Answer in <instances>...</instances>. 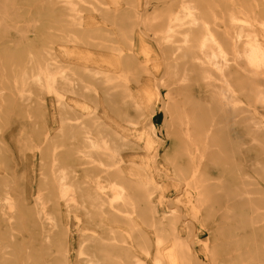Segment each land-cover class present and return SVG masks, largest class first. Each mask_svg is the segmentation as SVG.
<instances>
[{
	"label": "bare ground",
	"instance_id": "obj_1",
	"mask_svg": "<svg viewBox=\"0 0 264 264\" xmlns=\"http://www.w3.org/2000/svg\"><path fill=\"white\" fill-rule=\"evenodd\" d=\"M124 5V0H0V264H113L116 259L127 264H192L191 244L159 230L152 237L141 232L145 258L121 256L133 253L132 246L123 245L134 240L138 223L133 214L148 218L156 184L151 163L166 148L152 137L153 132L163 133L151 98L160 93L145 88L134 94L127 76L130 71L158 72L159 56L149 40L160 46L172 43L171 57L176 58L191 39L198 40L201 53L191 67L192 77H179L164 95L175 103L167 112L170 121L176 120L168 124L171 136L181 141L194 135L198 141L192 153L184 147L181 156L187 160L179 156V173L171 167L183 183L181 202L194 217L204 218L210 209L213 223L220 220L211 233L198 234L197 243L210 264H264V212L253 213L249 223L232 216L234 209L264 200V0H131L134 20L129 31L122 28ZM32 10L40 17L50 11L58 25L52 36L60 31L76 44V35L84 33L85 49L76 57L66 50L65 56L74 57L50 70L49 50L26 40L30 26L22 30L16 20L27 13L30 22ZM22 40L27 41L23 46ZM77 71L85 77L82 91L75 85ZM95 82L103 87L96 89ZM60 87L85 98L79 117H68L76 112L63 100ZM115 88L123 90L119 102L113 99ZM167 103L160 106L167 109ZM7 105L16 111L7 112ZM138 122L147 129L136 140L130 131ZM62 139L75 145L78 156L69 145L61 144V152L54 145L46 172L42 156L52 141ZM124 147L138 153L124 177L114 167L122 159L110 164L93 157ZM58 156L65 159L64 168ZM216 163L233 170L220 182L231 187L240 183L241 188L230 190L231 202L215 210L218 200L212 202L206 190L214 188L210 181L215 174L208 170L217 168ZM141 185L147 199L133 188ZM251 194L258 197L252 200ZM161 208L158 214L167 217L168 203ZM154 222L148 227L163 224ZM76 232L83 233L74 236Z\"/></svg>",
	"mask_w": 264,
	"mask_h": 264
},
{
	"label": "rangeland",
	"instance_id": "obj_2",
	"mask_svg": "<svg viewBox=\"0 0 264 264\" xmlns=\"http://www.w3.org/2000/svg\"><path fill=\"white\" fill-rule=\"evenodd\" d=\"M124 2H125L124 7H126L127 10L125 13V24H123L124 26H122V28L126 29V31H129V29H131L130 27H132L131 22H133L134 20L132 19L130 15L131 0H124ZM32 11H31L32 14L29 16L31 20L30 22H26V20L28 19L27 13H25L22 17L16 20L22 22L21 24L22 30H25V28L28 25L30 26L28 27V29L32 31V33L28 35V37H25L26 40H28L29 38L32 39V42L34 41V46L38 49L47 48V50H49L50 55L48 56L49 57L48 62L52 64L50 67L51 68L50 70L55 71L56 70L55 67L59 66L60 63H62L66 59V57L67 59L68 57H74L75 56L74 54H77L85 49L87 45L85 44L86 37L84 36V33H79L76 35L77 40H78L76 44H73L67 41V39H69L70 37H67L66 39L62 37L61 35L63 32L54 31L55 35L52 36V32H53L52 28L58 25L53 24L50 11L48 10L46 12L44 11L45 15L43 17H40L38 13L35 14L34 10ZM57 29H59V27ZM24 34L25 33L23 31L22 35L24 36ZM148 34L149 36H151L150 32ZM96 37L101 38L102 36L97 35ZM149 41L151 45H153L157 49V54L159 56V61H160L159 70L158 72H154L153 69H151L149 73H140V72L135 73V72L130 71L128 73L129 76H127L129 78L127 87H130L134 94H137L138 92L145 90V88H149L150 91H153V92L157 91L158 93H160V96L159 97L157 96L158 98L155 97L154 95H152L151 98H152V106L156 105L157 111L162 119V122L160 124L162 126L161 129H163V133L157 134L156 132H153L152 137L156 141L157 146H158L157 144V141H158L159 143L162 144L160 146L165 145L166 148L164 152L161 154V156L156 157L154 162L151 163V169L155 175L156 184H155L154 190H152L154 193L153 197L155 199H153L151 204H149L148 206L149 211H150L149 214H147L148 218L142 219L136 213L133 214V218L138 223L137 227L133 228V230L135 231L134 240H132L131 245L129 243L123 244L125 246H129V248L132 246L133 253L130 255L129 254L126 255L124 253V255H121V256L122 257L128 256L129 258H132L131 255L135 254L136 256H140L141 259L145 258L144 257L145 256L144 247L146 246L142 244L140 236L145 234V235H149V237H152V235H154V233L157 232V230H159V231L173 232V234L181 238L183 237L185 240H187L191 244L192 252L194 254V258H193L194 260L192 264H210V260L208 258L203 257L204 252L201 250L202 248L201 244L197 243L198 234L199 232H202V231L206 233H211V230H215L216 227H220L221 223L216 224L217 222L220 221L218 219L216 220L217 221L216 223H213L214 221L212 217L214 214L213 210H210V209L206 210V212L204 213V218L194 217L195 215L191 212L190 207L189 206L184 207V204H182L181 202V200L185 199V194H183L182 192L183 183L181 181L180 176H178L177 174L174 175L171 167L174 166L176 170L179 169L180 167L179 165H181L179 163L180 161L179 158L181 157L185 161L187 160L186 155L181 156L182 151L185 149L184 147L186 146L190 147V151L192 153L193 151L191 149H194V147L197 146L198 141L194 135L189 136L190 138H188L187 136L182 137L184 139H181V141H180V136H178L177 138L172 137L173 135L170 134L171 133L170 130L172 126L169 127L168 129V124L174 123L176 120L171 119L170 121V118L167 116V112L171 111V108H173V106L171 105L172 102L173 104L175 103L173 100L166 99L164 96L168 88H174L176 86L174 81H176L179 77L183 78L182 76L184 75L189 76V79L192 77L191 67L195 66L198 63L197 58L201 57V53L199 51L200 43L198 42V40L191 39L190 42L184 46V49L182 51L183 54L180 57L174 58V57H171V50H170L173 45L172 43H170L168 46H165V45L160 46L154 40H149ZM26 43L27 41L22 40L20 45L23 46ZM174 45H180V44H174ZM66 50L71 51L73 53L72 55L74 56H65L64 52ZM77 63H81V61H77ZM204 73L207 74V72H204ZM75 78L78 80V82H75V85L77 86L78 89L81 90V86H82L81 84H83L82 80L85 78L83 73L80 71H77ZM137 79L139 80V85L134 84V81ZM150 79L153 80V83H155L154 85L149 84L147 82ZM185 83L186 82H184V84ZM93 86L98 90H100L103 87V85L98 82H95ZM60 89L63 95V100L69 103L70 106H72L76 112V113L70 112V115H68V117L71 116V118H74L76 116L79 117L81 114H83L85 112L83 108L85 109L86 107L85 105H87L85 98H83V96L75 97L69 94L68 92H66L65 90L63 91L64 88L60 87ZM122 92L123 90L121 88H115V91H114L115 96L113 98L114 101L116 102L120 101V95L122 94ZM217 92H219V90H217ZM25 95H29V94H25ZM177 95H180V94L177 93ZM256 95H258V89L255 90L253 96H256ZM18 96L19 95L16 93L17 98ZM243 99L245 98L243 97ZM29 101H31L30 98L27 102ZM162 101L165 103V106H166V103L168 102L167 104H169V106L167 107V109H164L162 106H160ZM177 103L179 102L177 101ZM11 108L13 109V111H16V108H14L13 105H11V107L7 105V112H10ZM129 114L131 116L134 115L132 110H129ZM110 117H112V119L115 120L116 122H119L118 117H115L114 115H111V114H110ZM142 123L143 122H138L137 124L131 126L132 131H130V133L133 135V139L137 140L138 135L142 132L144 127H145V130L147 129V124H145L144 126V124ZM184 140L186 141L180 145V142ZM63 142H69V141H66V139L52 141L48 150L44 152L42 158L45 160L44 170L46 172L50 173V167H48V165H50L51 163L50 161L52 159V154H53L52 147H54V145L60 146L58 150L59 152H61L64 148V146L61 145V144H64ZM72 142L73 141H71V143ZM64 145L70 146V143L64 144ZM74 146L75 145L70 146V147L74 148ZM33 148L37 152L36 150L37 148L35 149L34 146ZM73 150L75 151V153H77V150L75 148ZM137 155H138L137 152H131V150L124 147V148L118 149V151L112 149L111 151H109L107 156L105 154L98 155L94 153L93 157L101 159V160L103 158L104 161H107L110 164H113L114 161L119 158L122 159V164L120 163H119L120 165L116 164L114 167H118L123 172L121 176L124 177L127 175L130 165L137 160V158H135L137 157ZM76 156H78V153L76 154ZM57 159H58L57 163L60 164L58 165L61 168H64L65 159H62V158L59 159V156L57 157ZM208 160H210L209 157H208ZM215 161H217V159ZM110 169L112 170L113 168H110ZM208 172L215 174L214 176L215 180L210 181V183H214V188L207 187L206 192H207V196L210 199H212V202H213V199H216V198L219 201V202L217 201L218 203L216 202V205L214 207L216 210L219 208V206L223 207L224 204L231 202V198H233V196L229 193V191L232 189L236 190L238 187H240L241 184L239 183L238 185L236 183V184H233V186L231 187L229 184L226 185L224 182H220L219 178H221L223 175H228L229 173L230 174L233 173V170H227V167L223 164L222 165L217 164V168H215L213 171H210V168H209ZM177 173H179V170H177ZM110 180H113V178H111ZM125 186H128V184H125ZM133 188L137 190L138 194H141V196L142 195L144 196L146 194V192L142 188V185L133 186ZM249 188L251 190L253 187L250 186ZM193 196H194V192L192 191V194L190 197L192 199L193 205L196 206V201ZM173 197H175V200L179 199V202L176 203L175 200L173 201L174 199ZM249 197L253 200L256 197H258V195L251 194ZM144 199H147L146 196H144ZM166 202L168 203V206H169V209L167 211H169V213L171 212L172 213L171 214L168 213L167 217L162 218L158 214L157 210L159 211L163 209L161 207L162 206L164 207V203ZM212 202H210L209 204H212ZM245 206L246 207L243 210L234 209L232 212V216H234L235 218L237 217L241 218L242 220H245V223L246 222L249 223L250 220L254 219V217L252 216L253 213L259 211V213L262 214V212H264V200L263 199L260 201V203H254L252 201L249 205L246 204ZM196 212L198 211H195L194 213ZM152 222L154 223L163 222V224L160 227H151V226L148 227L149 223H152ZM202 223H204V227H202ZM238 226L241 227L239 222H238ZM137 229H140V231L138 230V232L140 233H136ZM229 229H232V228H229ZM244 229H245L244 231L248 230L247 227H244ZM141 232H143V234ZM81 233L83 232H76L73 235L77 236L78 234H81ZM117 241L115 243L120 246L121 244L120 241L119 240ZM222 251H223V248L217 249L215 252L219 254ZM127 262L128 260L126 259H116L115 263L113 264H123V263L127 264Z\"/></svg>",
	"mask_w": 264,
	"mask_h": 264
}]
</instances>
